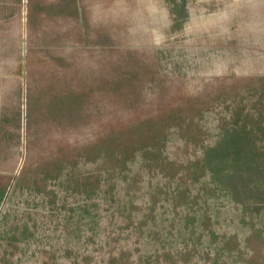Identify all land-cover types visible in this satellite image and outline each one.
Listing matches in <instances>:
<instances>
[{"label":"rangeland","instance_id":"374dc122","mask_svg":"<svg viewBox=\"0 0 264 264\" xmlns=\"http://www.w3.org/2000/svg\"><path fill=\"white\" fill-rule=\"evenodd\" d=\"M0 239L264 264V0H0Z\"/></svg>","mask_w":264,"mask_h":264},{"label":"crops","instance_id":"0c3cea01","mask_svg":"<svg viewBox=\"0 0 264 264\" xmlns=\"http://www.w3.org/2000/svg\"><path fill=\"white\" fill-rule=\"evenodd\" d=\"M8 254H9V252H8V250H6L4 240L0 239V260H2V259L6 260V258L9 257Z\"/></svg>","mask_w":264,"mask_h":264},{"label":"bare ground","instance_id":"6f19581e","mask_svg":"<svg viewBox=\"0 0 264 264\" xmlns=\"http://www.w3.org/2000/svg\"><path fill=\"white\" fill-rule=\"evenodd\" d=\"M129 13H131V12H129Z\"/></svg>","mask_w":264,"mask_h":264}]
</instances>
